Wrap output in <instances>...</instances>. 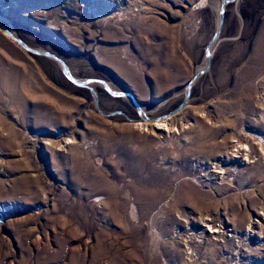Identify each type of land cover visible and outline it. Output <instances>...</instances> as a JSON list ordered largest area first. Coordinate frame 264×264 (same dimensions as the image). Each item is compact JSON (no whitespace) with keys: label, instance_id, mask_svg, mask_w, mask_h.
I'll return each mask as SVG.
<instances>
[{"label":"rangeland","instance_id":"obj_1","mask_svg":"<svg viewBox=\"0 0 264 264\" xmlns=\"http://www.w3.org/2000/svg\"><path fill=\"white\" fill-rule=\"evenodd\" d=\"M218 5L0 0L90 80L0 27V264H264V0L223 5L176 109Z\"/></svg>","mask_w":264,"mask_h":264},{"label":"water","instance_id":"obj_2","mask_svg":"<svg viewBox=\"0 0 264 264\" xmlns=\"http://www.w3.org/2000/svg\"><path fill=\"white\" fill-rule=\"evenodd\" d=\"M227 2H229V0H219V5H218V12H217V23H216V30H214V32L212 33L209 41L205 44V47H204V52H203V55L205 56L206 58V65L204 66V68L202 69H198L196 71H194L193 75L191 76V78L187 81L186 83V92L184 94V98L183 100L179 103V105L177 106L176 109H178L179 107L182 106V104L184 103L186 97H187V92H188V89H189V86H190V83L193 81V79L198 75L200 74L203 70H205V68L209 65L210 63V52H209V46L211 44V42L216 38L218 32L220 31V28H221V25H222V16H223V5L226 4ZM1 27V26H0ZM1 29L4 31V32H7L4 28L1 27ZM16 42H18L24 49L30 51V52H34V53H39V52H36L34 51L33 49L29 48L28 46H26V44H24L19 38H13ZM40 53H44V52H40ZM46 55H50L52 56L58 63H60L61 67H62V71L63 72H66L68 71L67 67H66V64L63 62L62 59H60L59 57H56L55 55H52V54H47V53H44ZM67 76V75H66ZM68 79L73 83V84H76L74 83L71 78L69 76H67ZM79 85V84H78ZM82 85V84H81ZM127 94L130 96L134 106L136 107L137 110H140V108L138 107L137 105V101L136 99L134 98V96L132 95V93L128 90ZM175 110V109H174ZM173 110V111H174ZM166 116V114H163L162 116L160 117H164ZM148 119V118H147ZM155 119H158V118H155Z\"/></svg>","mask_w":264,"mask_h":264},{"label":"bare ground","instance_id":"obj_3","mask_svg":"<svg viewBox=\"0 0 264 264\" xmlns=\"http://www.w3.org/2000/svg\"><path fill=\"white\" fill-rule=\"evenodd\" d=\"M0 26L2 27V28H4V26H2L1 24H0ZM7 32H4L9 38H11V39H13V38H17V37H15V35L14 34H12L11 32H9L6 28H4ZM216 30V29H215ZM24 43V42H23ZM25 44V43H24ZM26 46H28V45H26ZM29 48H31V49H33L34 51H36V52H44V53H47V54H52V55H55V54H53V53H50V52H47V51H42V50H38V49H34V48H32V47H30V46H28ZM209 52H210V50H209ZM56 56V55H55ZM56 57H58V56H56ZM204 60H205V63H206V58H205V56H204ZM59 65H60V63H59ZM205 66V65H204ZM60 67H61V65H60ZM200 67V66H199ZM202 68H204V67H202ZM201 67L200 68H198V69H202ZM1 69V68H0ZM61 69H62V67H61ZM197 69V70H198ZM63 70V69H62ZM1 71V70H0ZM5 72V71H4ZM4 72H2V73H4ZM7 73V72H6ZM5 74V73H4ZM64 74L65 75H67V76H69L70 78H71V80L74 82V83H76V84H79V85H84V86H86V84H88L89 83V81L90 80H77V79H75V78H73V76L71 75V73H70V71L68 70V71H66V72H64ZM2 76V75H1ZM7 76V75H6ZM7 78V77H6ZM7 80V79H6ZM4 80H3V78H2V82H3ZM15 81V80H14ZM17 81V80H16ZM1 82V81H0ZM26 82H27V77H24V78H22L20 81H18V85L20 86V88H22V90H23V88H24V86L26 85ZM99 82H101V84L102 85H104V81H99ZM4 83V82H3ZM16 83V82H15ZM17 84V83H16ZM1 85H2V83H1ZM88 86V85H87ZM5 87V86H4ZM108 91H109V89H112L111 90V94H118L119 92H117L116 90H114L111 86V88H109V86L106 84L105 86H104ZM1 89V88H0ZM186 89V88H185ZM3 90H5V89H3ZM3 90H1V92L3 91ZM92 90V89H91ZM187 90V89H186ZM186 90H185V92H186ZM0 92V93H1ZM12 92V91H11ZM17 92V91H16ZM19 92H21V91H19ZM5 93V92H4ZM23 93V92H22ZM18 94V93H17ZM24 94V93H23ZM124 94V93H123ZM127 94V93H126ZM9 95V94H8ZM6 96V95H5ZM16 96V95H15ZM14 96V97H15ZM2 97V96H1ZM10 97V96H9ZM139 106V105H138ZM140 111V112H139ZM137 112H138V117H140V119H143V120H152V121H150L149 123H152V124H150L152 127H154V128H156L157 130H162V131H165V130H169V124H168V117L167 118H165V119H155V118H159V117H145L144 116V112L143 111H141V110H137ZM171 117V116H170ZM148 118V119H147ZM137 125H140L139 123L137 124ZM236 264V263H235Z\"/></svg>","mask_w":264,"mask_h":264}]
</instances>
